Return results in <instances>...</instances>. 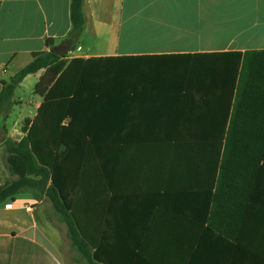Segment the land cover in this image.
<instances>
[{"label": "trees", "instance_id": "16d2710c", "mask_svg": "<svg viewBox=\"0 0 264 264\" xmlns=\"http://www.w3.org/2000/svg\"><path fill=\"white\" fill-rule=\"evenodd\" d=\"M70 8L68 39L77 43L86 24L84 0H71ZM46 44L54 47L52 39ZM194 57L204 61L201 70L189 76ZM134 58L159 60L162 68L151 72L139 65L133 72L127 60ZM41 71L34 91L42 99L36 116L23 126L20 140H6L11 179L0 186V208L26 192L37 201L49 199L66 224L73 247L90 264H177L173 248L159 259L146 251L149 220H126V214L117 213L111 150L120 149L126 141L111 137L115 129L125 130L127 103L137 93H175L184 105L198 104L193 113L205 116L203 120L180 122L177 127L215 136L216 202L228 182H245L240 189L229 191L246 192L248 202L254 183H264V49L88 60L39 52L10 81H3L0 112L10 111L23 81ZM158 87L160 91H152ZM210 101L215 103L213 109H209ZM209 110L216 118L211 124L206 120ZM233 196L231 214L224 218L214 211L208 220L204 216L199 222L208 223L209 230L227 240L228 264H264V227L254 218L244 220L234 213ZM169 231H164L161 240L173 245L175 238ZM239 254H243L240 259ZM184 256V264H191L190 253Z\"/></svg>", "mask_w": 264, "mask_h": 264}, {"label": "crops", "instance_id": "0c3cea01", "mask_svg": "<svg viewBox=\"0 0 264 264\" xmlns=\"http://www.w3.org/2000/svg\"><path fill=\"white\" fill-rule=\"evenodd\" d=\"M139 1L142 0H84V31L71 49L75 51L66 58L195 56L264 49L261 0H173L185 4L186 15L181 17V28L168 30L171 36L163 34L168 44L155 43L141 51L122 50L124 21L150 7L146 5L140 10ZM70 6L71 0H0V93L3 81H10L29 65L34 54L52 50L46 44L48 39H52L54 47L71 40L68 39L72 30ZM204 34L207 39L203 38ZM200 59L203 58H192L189 76L201 70L204 60ZM127 61L133 72L139 65L151 72L162 68L159 60ZM176 70H180V65L177 64ZM42 75L43 71L30 75L23 83L29 77L40 79ZM152 91L158 92L160 87ZM208 103L209 109H213L215 103ZM197 105L189 102L184 105L175 93H137L127 103L125 130L115 129L111 137L116 142L126 141L120 149L116 146L111 150L117 213L126 214V220L150 221L146 251L158 259L173 248L177 264L185 263V253H190L191 264H228L231 252L227 240L209 230L208 223L201 225L200 218L206 216L208 220L214 211L224 218L231 214V195H234L233 205L237 208L234 213L244 220L254 218L257 225L264 227V183L261 180L254 183L253 198L248 202L246 192L229 191L240 189L245 182H228L218 192L220 197L216 202L219 173H215V136L180 131L177 127L180 122L193 124L203 120L205 116L193 113ZM210 112L206 120L211 124L216 118ZM27 194L35 202L26 200L18 207L14 202L11 209L0 208V264H66L60 247L63 243L60 230L51 231L49 224L38 217L45 200L37 201L31 192ZM50 220L51 227L56 228L51 217ZM167 229L174 235L173 245L161 240ZM258 235L263 243L262 232ZM242 251L245 253L247 249ZM242 255L239 254V259Z\"/></svg>", "mask_w": 264, "mask_h": 264}, {"label": "rangeland", "instance_id": "374dc122", "mask_svg": "<svg viewBox=\"0 0 264 264\" xmlns=\"http://www.w3.org/2000/svg\"><path fill=\"white\" fill-rule=\"evenodd\" d=\"M262 4L264 0H261ZM146 5H150L148 9L138 12L133 19L125 20L122 29L121 44L122 50L141 51L152 48L154 45H166L169 41L162 38L163 34L171 36L168 30H177L183 26V17L185 14V4L180 1L164 0L161 2L139 1L138 6L141 10ZM204 26V25H203ZM201 26V28H203ZM206 29V26L204 27ZM179 32V31H178ZM204 39L207 36L203 35ZM157 43V44H155ZM75 50H71L69 55ZM72 52V53H71ZM39 81L38 76L29 77L21 87L16 91L14 97V105L10 111L4 110L0 112V186L7 180L11 179L8 163L6 140L9 138L18 139L23 134L22 128L27 120H33L36 108L42 100L34 94L35 85ZM21 193L16 197V207L22 206L26 200L35 202L30 194ZM46 204L40 206L38 217L49 224L51 231L60 230L63 236V243L60 244L66 259V264H90L78 250L73 247L68 234L65 223L61 221L51 206V202L47 198H43ZM49 206V207H48ZM48 207V213L53 220L56 228L51 227L50 217L45 209ZM43 226L40 225V228Z\"/></svg>", "mask_w": 264, "mask_h": 264}, {"label": "water", "instance_id": "95a60500", "mask_svg": "<svg viewBox=\"0 0 264 264\" xmlns=\"http://www.w3.org/2000/svg\"><path fill=\"white\" fill-rule=\"evenodd\" d=\"M73 46H74V42L72 40H67L62 44H60L59 46L52 48L51 52L57 56L65 58L66 55L71 51Z\"/></svg>", "mask_w": 264, "mask_h": 264}, {"label": "built area", "instance_id": "2783aa9c", "mask_svg": "<svg viewBox=\"0 0 264 264\" xmlns=\"http://www.w3.org/2000/svg\"><path fill=\"white\" fill-rule=\"evenodd\" d=\"M12 207H13V204H11V203L5 205L6 209H11Z\"/></svg>", "mask_w": 264, "mask_h": 264}]
</instances>
